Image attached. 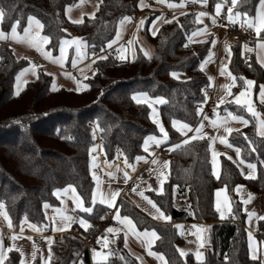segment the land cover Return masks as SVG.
Returning <instances> with one entry per match:
<instances>
[{"label": "trees", "instance_id": "16d2710c", "mask_svg": "<svg viewBox=\"0 0 264 264\" xmlns=\"http://www.w3.org/2000/svg\"><path fill=\"white\" fill-rule=\"evenodd\" d=\"M77 1L0 0V8L5 10L0 26L9 31L19 20L17 29L23 30L28 17L33 16L43 24L42 33L50 37L46 47L52 54L57 53L61 40L71 34L86 42L88 53L93 54L105 49L123 17L134 18L137 12V0H99L93 17L74 23L66 18L64 10ZM207 1L213 8L217 3H231V0ZM258 2L237 0L233 13L239 11L254 17ZM196 11L185 10L170 16L168 21L171 23L160 24L155 35L148 28L153 15L149 16L141 31L153 44V53L146 56L138 50L133 59L121 60L109 52L106 59L95 61L93 73L83 81V85L89 87H82L80 91L52 90L50 75L40 69L34 80L27 82L18 95L14 94L15 75L28 65V61L8 44L0 43V201L5 204L4 210L13 230H18L24 221L39 229L46 228L48 220L44 204L57 206L59 201L54 193L68 185L75 188L85 207L92 208L91 213L81 212L89 223L85 233L96 232L98 224L108 221L110 208L92 203L91 150L96 149L97 135L104 161L111 162L119 152L122 166L129 170L148 157L143 149L144 139L149 135H161L151 119L149 105L134 101V94L146 93L165 100L159 106L167 132L164 144H181L179 131L172 122L195 125L197 110L205 100L203 88L209 83L201 70V62L209 51L211 40L189 39L191 32L201 24L196 22ZM244 19L241 15L240 20ZM227 45L231 49L229 69L238 78L232 92L245 85L239 77L252 79L256 90L264 82V69L252 53L248 60L243 58L242 41ZM72 54L70 49L68 60ZM173 72L183 73L184 77H173ZM257 107L264 112L263 106ZM236 111L250 122L242 130L233 131L228 139L241 150L244 161L256 165L255 177L242 176L236 164L226 157L221 158L219 175L215 176L209 140L204 137L179 148L172 147L166 155L169 163L162 192H148L170 217L167 222L150 218L125 196L117 202L119 212L129 217L139 230L157 233L152 248L164 256L167 264H261L259 257L253 259L249 255L246 214L234 189L236 185L244 184L254 192H264V137L257 135L255 118L251 114L241 109ZM245 134L252 141L251 145ZM137 157L142 159L137 160ZM179 186L187 187V198L180 206H175ZM219 187L226 189L229 198L230 216L226 219L219 218L214 205V191ZM178 221L206 224L208 245L201 261H197L191 252L180 255L178 249L183 234L177 230L175 222ZM75 231L63 232L60 241L51 244L50 264L73 263L84 246ZM257 234L264 238V220L258 221ZM107 251L108 259L95 264H141L125 247L122 233L116 235ZM4 264H20L19 253L8 251Z\"/></svg>", "mask_w": 264, "mask_h": 264}, {"label": "crops", "instance_id": "0c3cea01", "mask_svg": "<svg viewBox=\"0 0 264 264\" xmlns=\"http://www.w3.org/2000/svg\"><path fill=\"white\" fill-rule=\"evenodd\" d=\"M186 1L188 0H183L180 2H169L165 0V2L161 3L159 2V0H137V12H139L140 16L137 19L130 17L131 20L125 21L123 25L120 24V21L122 19L117 23L115 35L109 41V42L115 41V43H113L110 48L107 46L109 44V42H107L106 47L103 51L95 53V55L89 54L88 46L86 42H84L79 36L74 37V35L72 34L70 35V37H67V38L70 40L79 38L81 41H83L86 47L82 48V52L85 53V55L83 58L77 57L76 46L71 45L69 46V48H67V53H66L67 58L63 61V63L53 62V59H58L61 55L60 46L56 54L51 53V56L53 59H47L40 52H38L35 48L28 46L26 43H18L12 39L0 40V43L8 44L10 47L13 48V50L19 56L24 57L28 61V65L20 69L15 75V79L13 83L14 94H16L17 91H19L20 93L25 87L27 82L34 80L37 77L38 71L40 69L44 71L45 73H47L48 75H50L51 77L50 88L52 90H53V85L55 84L56 90L59 88H67L70 90L77 91L76 90L77 87L82 88L83 81L93 73L94 64L92 63V61L93 60L96 61L97 60L96 57L105 56L109 52H113L116 54L118 58L120 55H124L125 59L123 60L133 59L136 56V53L138 50H141L144 54L146 51L148 52V56H150L153 53L154 46L148 40L146 35L141 31L145 23V20L149 16L153 15L148 25L150 32H153V29L156 30L160 26V24H162L164 21L170 18V15L167 13L168 10H174L176 11L177 14L185 11L183 7L185 6ZM169 4H174L176 5V7H169L168 6ZM181 4H183L184 6L181 7L180 6ZM141 5H143V7ZM98 6H99V0H78L75 4L67 5L65 7L64 13H65L66 18L71 22L77 21V20H83L85 17H93L92 14L94 13L95 15V12L97 11ZM223 7H226L228 9L229 7H231V3L223 4ZM227 14H226V17H227ZM141 19H143L144 21L143 25H140ZM226 21L229 22L227 18H226ZM26 26H27V22H26L25 27ZM203 28H204V25L200 24L196 29H194L191 32V34L197 29H203ZM223 28H224V33L220 37H217L215 45L212 46L210 42L209 51L206 54L203 61L201 62V65L202 64L204 65L203 71L208 77V82H209L208 86H214L215 96H216V104L213 106L214 109L212 113L209 116H207L209 117V119L203 120V124H204L203 132L207 133L205 137H207L209 140L210 160H211L212 172L215 176L219 175L221 158L226 157L229 159V157H231L230 160L236 164L242 176L246 178H253L256 175V169H250L248 167V164H252V163L244 161L241 158L240 154L239 156H237V153L235 151L237 147H235L232 144L234 147L229 148L227 147V145L220 143L218 138L215 139L214 142L212 139L214 137H219V136H226L228 139L230 135L224 132L223 127H219L218 129H216L211 126L210 121L213 119H216V115H215L216 112H219L222 109H225V107H227L229 108L230 112H232L234 115L244 116L245 119H247L245 115L237 112L236 110L241 109L248 113L245 106L237 105L234 102L235 94L239 93L242 89L246 88V85H244V87L238 90L237 92H232V88H231L232 95H228L227 90L221 87L224 84L232 83L229 77H227L226 75L220 74V68L222 64L227 65V70L230 71L229 69L230 57L228 55V51H226V46L228 47L227 45L228 43L223 42V39L226 33V28L225 27ZM0 30H2L1 26H0ZM39 31L42 36H46L42 33V29H40ZM117 31H119L120 33L119 37H117ZM251 31L254 33V36L256 37V39L253 45L249 46L248 48L253 49L251 53L253 57L256 59V61L258 62V59H257L258 53L262 57H264V52H260V50L257 49L256 45H257L258 40L264 37H258L254 29H251ZM4 32L10 33L11 29L9 31H4ZM17 32L23 35V30L17 29ZM191 34L189 36L191 37L190 40L205 39V38H210L211 40L214 37V33L212 30H208V33L202 36L192 37ZM129 41H131V43H129ZM70 49L73 50V54L70 60H68ZM43 50L49 51L46 47V44L43 45ZM120 50H123V51H120ZM245 51L246 50L244 49V46H243V53ZM210 52L214 53L211 59H209ZM74 58L78 60L77 65L75 67H73L72 65V60ZM258 63L264 69V66H262L260 62ZM33 65L36 66L34 69L32 67ZM65 73H68L69 75H65ZM17 77L20 78L19 81ZM209 77H211L212 79L210 80ZM248 80H252V79H248ZM261 86H264V82H261L258 85L257 89L254 90V84H253L251 87V90L248 93V99L252 101L255 109L261 113L262 117H264V112H262L257 107L258 105L260 107L262 106L264 107V104L260 102V87ZM136 94H141V93H136ZM147 97L150 98V102H152L154 105V110L150 111L151 119L157 124L159 131H160V127L163 126L166 132L165 126L161 120V116L159 113L160 103L155 102L157 97H151L149 95H147ZM221 97L225 100V103L219 104V106L217 107V101ZM140 99L143 101L145 98L140 97ZM147 104L149 105V103ZM150 109L152 108L150 107ZM226 115L227 113L225 114L219 113L220 117H225ZM202 119H203V116L200 113L197 117V122L195 123V125L192 126V128L195 129V127H197L201 123ZM255 124H256V121H255ZM228 126L233 128L234 131H236L237 129L242 130L244 127H246L241 122L233 121V120H229ZM179 134L181 136V141H183L186 137L182 135L180 132ZM193 134L194 132L187 133L188 136H192ZM150 136L155 137L157 141H160V143L157 144L155 141H149L148 151L144 150L148 157L143 159L142 162H148L154 168L155 177L143 183H136L134 185L132 192L126 198L129 200V202L134 207L144 212L150 218L158 222L165 223L168 220H164L162 218H155L158 215L156 213V210L152 208V205L149 204L148 201L144 199V197H148V199L152 200V198L148 194L149 191H152L157 194L162 192L163 183H164V180L167 174V168L164 167V162L167 161L166 155L168 151L173 147V144H168V143L164 144L166 139L164 137V133L162 132L160 136L149 135L147 137H150ZM143 149H144V142H143ZM213 151H215L218 154L215 157V161H216L215 164L213 163ZM217 151H219V153ZM153 160L158 161V163L153 164L152 163ZM241 160H243L244 163H241L240 162ZM125 172H127L129 176V179L126 182L124 179ZM129 172L130 171L128 170H124L123 167L120 165H113L112 162H105V161L101 162L98 155L93 156V158L91 159L90 173H91L92 178H93V174H95L97 178V179L93 178V181H94L93 191L94 190L96 191V202L100 203L101 194H104L108 197H110L112 192L118 191L119 194L116 200L113 202L112 206H109L108 204H105V203H101L110 208V211L112 212V218L115 220V223L108 225L100 234L97 235L96 248L91 251H87L84 255L85 261L87 264L101 263V262H105L108 259L107 249L105 248L99 249L98 238L101 235L105 234L108 228L113 227V226L117 227L118 230L114 229L115 231L110 233V238H109L110 240H107V245H109L110 243L114 241L118 233H122L124 244L125 245L127 244V246L125 247L129 250V252H131L138 259V261L141 264H167L165 258H164V261H161L157 258V256L149 254V251L153 253L161 254L153 250L152 246L154 243H151V246L149 249L147 238L143 236H140L138 238L137 235H135L134 232L128 227V225L122 222V218L127 217V216L122 215L118 211V214L121 217V220H117L115 218L117 216V209H118L117 202L119 198L121 197V191L125 187L126 183L131 179V175ZM109 173H112V175H109ZM161 173H163V175H161ZM97 181H99V183H97ZM161 181H163V183H161ZM238 186H239V191H237ZM65 188L66 187L60 189L61 190L60 195L57 196L58 201H59L58 205L50 206L47 209V211L45 210V215L48 220V226L44 229L42 228V231H34L32 228L29 227L30 223L26 221L21 223V226L19 227L18 230H13L12 228L8 226V221H6L4 217L0 215V237H2L4 229L8 231L7 238L4 239L2 237L3 248L5 249V252H4L5 257L8 253L7 249L11 247L13 244H15V248L22 250V252L24 253L23 259L25 260V264H50L51 257L49 258V248L51 247V244L53 242L60 241L61 235L63 232H71L75 230L76 231L80 230L84 232L87 231L88 227L85 228L79 223L80 219H84L88 223V221L81 214V212L83 211H81L80 208L76 207V204L73 200V193L70 189L67 193L62 191ZM234 191L237 194V197L239 198V200L242 202V208L246 214L245 227L248 231L247 247H248L249 255L251 257L253 255V249L249 247V243H250L249 233H251L252 238H253L251 243L253 245V248L255 249L256 257H259L261 260V264H264V238L260 237L257 234L258 221L264 220V219H260V217H264V192L262 193L254 192L250 190L244 184L236 185ZM141 192H143V196L140 195ZM249 194L252 195V199L248 203L245 204L243 201L248 200ZM213 197H214V205H215L216 210H217V207L219 206V211L217 210L219 218L220 219L228 218L230 216V203H229V198H228L226 189L224 187H219L215 189ZM182 203L183 201H181V203H178L176 196H175L174 205L180 206ZM57 210H63L65 215L73 217V221L70 223V226H68L67 228L64 227V222H62L61 216L59 215ZM161 211L163 212V210ZM222 213H223V217L221 215ZM249 213H255V215L249 216ZM164 215L166 214L164 213ZM53 217L55 218V224H53ZM182 222L183 221H178V222H175V224H181ZM194 224H199L205 227V230L207 231L206 229L207 226L205 223H194ZM88 226H89V223H88ZM54 227L58 229H64V230L62 231L54 230ZM21 228H23V231H21ZM135 230L139 233H143L144 231H146V230H139L136 227V225H135ZM193 230H194V225H193ZM147 231L151 232L150 230H147ZM52 233H56L59 236V239L55 240L51 235ZM36 234L44 235L41 243H37L35 241L34 235ZM13 235L17 236L18 239H16L15 241L10 239V237H12ZM156 236H157V233H156ZM29 237H31V239H29ZM48 237L51 238V244L49 243V240L46 239ZM155 240L156 238L154 239V242ZM33 244L36 245V249H37L35 260H32L31 258V254L33 252ZM17 252L20 255V261H21V254L19 251ZM96 253H102L104 255H107V259L106 260L101 259L100 255H97ZM41 257H43V262L41 260Z\"/></svg>", "mask_w": 264, "mask_h": 264}, {"label": "snow or ice", "instance_id": "6c2138e0", "mask_svg": "<svg viewBox=\"0 0 264 264\" xmlns=\"http://www.w3.org/2000/svg\"><path fill=\"white\" fill-rule=\"evenodd\" d=\"M159 2L163 3L165 2V0H159ZM194 3H201V4H205L206 0H193ZM226 2V0H225ZM231 4L232 7H229L227 9V20L230 23H237L239 22L241 27L247 26V28L249 29H254L256 35L258 37H261V34L264 33V0H259L257 8H256V15L255 17H248L247 13H240L239 11H236L235 13H233V8H235L237 6V0H231ZM143 7V5H141ZM169 7H176V5L174 4H169ZM181 7H183L184 5L181 4ZM223 4L222 3H217L215 5V10H216V15L219 16L222 10ZM184 14V13H182ZM94 16V13L92 14ZM208 13L206 12H200L196 15V22L197 23H202L201 18L207 16ZM241 15H243L245 17L244 20H240L239 18L241 17ZM5 18V10L3 8H0V22H2ZM173 19L175 20L176 18L173 17ZM131 18L130 17H123L122 20L120 21V24L123 25L125 21H130ZM211 21L212 24L215 25L217 23L216 18L215 17H211ZM74 23H82V20H77V21H73ZM165 23H171V21H164ZM144 21L143 19H141L140 21V25H143ZM178 23V21H177ZM20 25V21L17 20L14 24H12L11 26V32L10 33H5L3 30H0V40L3 39H12L15 40L18 43H26L28 46L35 48L38 52H40L45 58L47 59H53L51 56V52L50 51H44L43 50V45L48 44L50 42V37L48 36H42L40 34V29L43 28V24L41 23V21L39 19H36L33 16H29L28 17V21H27V26L23 28V35H21L20 33L17 32V28ZM35 29V31H34ZM208 33V28L207 26H205L203 29H197L196 31H194L191 36L192 37H196V36H202V35H206ZM153 35L156 34V30L153 29ZM120 33L119 31H117V37H119ZM189 39H191V37H189ZM203 42V41H202ZM115 43V41H111L109 42V44L107 45L109 48L112 46V44ZM129 43H131V41H129ZM216 41L213 40L212 44L215 45ZM71 45H75L76 46V55L79 58H83L85 53L82 52V48L86 47V45L84 44L83 41H81L79 38H75L72 40H68V39H64L61 41L60 44V57L58 59H53L54 63H63V61L67 58L66 53H67V48ZM257 49L260 50V52H264V38H261L260 40H258L257 45H256ZM244 49L247 52H252L253 49L252 48H248V46L245 44L244 45ZM103 51V49H102ZM123 51V50H120ZM226 51H228V55L229 57L231 56V49L230 47L226 46ZM93 55H95V53H93ZM145 55L148 56V52L145 51ZM214 55V53H209V59H211V57ZM106 56H101V57H96V59H106ZM119 59L123 60L125 59L124 55H120ZM258 62H260L262 64V66H264V57H262L259 53L257 56ZM78 60L76 58H74L72 60V65L73 67H75L77 65ZM207 62V61H206ZM230 62V61H229ZM92 63H95V60L92 61ZM251 66V65H249ZM33 69L36 67L35 65L32 66ZM204 65H201V70H203ZM220 74L221 75H226L227 77H229L232 81L231 84H224L221 87L225 90H227V94L228 95H232L231 93V88L234 87L236 85V81H237V76L233 75L231 71L227 70V65L222 64L221 68H220ZM65 75H69L68 73H65ZM171 75L173 77H177L178 74L173 72L171 73ZM18 81H19V77H17ZM209 79L211 80L212 78L209 77ZM240 80L243 81V83L246 85V88L242 89L239 93L235 94L234 96V102L237 105H242L245 106L247 108L248 113L251 114V116L253 118H255L256 121V133L258 136L264 137V117H262L261 113L258 112L255 107L253 106V103L251 100L248 99V93L251 90L252 85L254 84V81L252 80H248L244 77H239ZM84 88L89 87L87 84L83 85ZM53 90H56L55 84L53 85ZM77 91H80L81 88L77 87L76 89ZM17 95L19 94V91H17L16 93ZM140 97H144L145 99L142 101L140 99ZM132 99L134 101H136L137 103H149V106H151V102H150V98L147 97L146 93H141V94H134L132 96ZM207 101V93H205V102ZM156 103H165V100L163 98L157 97L155 100ZM260 102L262 104H264V86L260 87ZM225 103V100L221 97L218 101H217V107L219 106V104H223ZM227 111V110H225ZM202 112V109H198L197 110V114L199 115ZM215 112V110H214ZM216 119H213L210 121L211 126L213 128L218 129L219 127H223L224 132L227 134H231L234 129L228 126V122L229 120H233V121H238L241 122L243 125L247 126L249 124V120L245 119L244 116L241 115H234L232 112H227V115L225 117H220L219 113L216 112ZM209 119V117H207L206 115L203 116V119L201 121V123L195 127V129L192 128L191 125L187 124V123H182L180 121H173V127L177 129V131H179L182 135H184L186 138L181 142V144H177V145H173V148H179L182 145H187L190 143V141L192 140H197V139H204V137L207 135V133L203 132V128H204V124H203V120H207ZM98 127V125H97ZM160 131L162 133H164V137L165 139L167 138V133L165 132L163 126L160 127ZM238 131V129L236 130ZM188 132H194V134L192 136H188L187 133ZM93 136H95V130L93 133ZM219 139L220 143L227 145V147L232 148L233 145L231 143H229L228 139L226 136H219V137H214L213 142L215 141V139ZM245 139L248 140L247 135L245 134ZM149 141H155L157 144L160 143V141H157L155 137H147L144 141V150L148 151V145H149ZM249 145L252 144L251 140H248ZM252 150L255 151V147H252ZM91 151H95V148H93ZM237 156H239L240 154V149L236 148L235 149ZM216 155H218L215 151H213V163L215 164V157ZM142 159V157H137V160ZM229 159H231V157H229ZM241 163H244L243 160L240 161ZM125 163L127 164V159L125 158ZM153 164L158 163V161L153 160L152 161ZM168 163L167 161L164 162V167L167 168L168 167ZM94 166V165H93ZM248 167L250 169H255L256 165L254 164H248ZM109 175H112V173H109ZM161 175H163V173H161ZM93 178L97 179L95 174H93ZM124 179L125 182L129 179L128 173L125 172L124 173ZM97 183H99V181H97ZM161 183H163V181H161ZM69 189L72 191L73 193V200L76 204L77 208H80L81 211L86 212V213H91L92 212V208L91 207H84V203H83V199L76 193L75 188L72 185H68L65 189H63L62 191L67 193L69 191ZM237 191H239V186L237 188ZM61 190H57L56 193H54L55 195L59 196L60 195ZM119 192H112L110 197L101 194L100 196V203H105L108 204L109 206H112L113 202L116 200L117 196H118ZM141 196H143V192L140 193ZM144 199H146L148 201L149 204L152 205V208H154L156 210V213L158 214L155 218H162L164 220H169L170 217L164 215V213L159 209V207L150 199H148V197H144ZM252 199V195L249 194L248 195V200L243 201L245 204L248 203L250 200ZM92 203L95 204L96 203V191H93L92 194ZM50 205H48L47 203L44 204V208L47 209L49 208ZM5 209V204L0 201V215H2L4 217V219L6 221H8V226L11 228V221L10 218L8 217V214L6 211H4ZM217 210L219 211V206L217 207ZM59 215L61 216L62 222H64V227L67 228L68 226H70V223L73 221V217L72 216H68L65 215L63 210H57ZM118 209H117V216L115 217L117 220H121V217L118 214ZM223 217V213L221 214ZM255 215V213H249V216ZM26 219V218H25ZM260 219H264V217H260ZM122 222L126 223L128 225V227L134 232L135 235H137V237L139 238L140 236H143L145 238H147V243L150 249L151 243L154 242V239L157 238L155 231L152 232H148L147 230L144 231L143 233H139L135 230V225L134 223L128 218V217H123L122 218ZM23 223V222H22ZM79 223L87 228L88 227V223L84 220V219H80ZM53 224H55V218L53 217ZM29 227L32 228L34 231H42V229L37 228V226L35 224H29ZM177 227H182L177 225ZM196 228V231L193 233L194 235L197 236L198 240H201L200 237V233H202L204 231V229L200 226H194ZM54 230H64V229H58L54 227ZM21 231H23V228H21ZM107 232H114L115 230L113 228H108L106 230ZM10 239H12L13 241H15L16 239H18L17 236L13 235L12 237H10ZM29 239H31V237H29ZM49 240V243L51 244V238L48 237L46 238ZM252 235L251 233H249V247L253 249V255L252 258L256 259V254H255V249L253 248L252 245ZM99 242V241H98ZM203 241L201 240V245L202 246ZM104 246H107V239L105 238V244ZM127 246V244L125 245ZM13 249H15L16 251H19L21 254V261L20 264H25V260L23 259L24 257V253L22 252V250L15 248V244H13L11 247H9L7 249V251H12ZM178 251L180 252L181 256H185L187 253L182 250V249H178ZM5 249L3 248V240L2 237H0V264H4V260H5V255H4ZM95 252V250H94ZM36 254H37V249H36V245L33 244V252L31 254V258L32 260L36 259ZM97 255H100L101 259L106 260L107 259V255H104L102 253H96ZM150 255H154L157 256V258L161 261H164V257L162 254H157V253H153L151 251H149ZM197 261H201L202 260V256L203 254L200 251H196L194 253ZM51 257V249L49 248V258ZM121 259H123V257H121ZM41 260L43 262V257H41Z\"/></svg>", "mask_w": 264, "mask_h": 264}, {"label": "built area", "instance_id": "2783aa9c", "mask_svg": "<svg viewBox=\"0 0 264 264\" xmlns=\"http://www.w3.org/2000/svg\"><path fill=\"white\" fill-rule=\"evenodd\" d=\"M184 10H202L208 13L211 17H215L218 24L223 25L226 28V34L224 36V43H233L236 44L239 41H242L244 45L252 46L256 37L254 33L247 28V26L241 27L240 23H229L226 21L227 9L226 7H222L221 13L219 16L216 15L215 8L211 7L206 1L205 4L194 3L193 0H188L183 7ZM167 13L170 16H173L176 11L168 10ZM140 16L139 12L135 13L134 19H137ZM251 52L245 51L243 53V58L248 60ZM204 94L207 93V101L202 102L199 106L202 107V116H209L213 111V106L216 104V96H215V88L214 86H206L203 88ZM95 129V125L91 124ZM98 133V132H96ZM98 155L100 161H104V155L100 152V138L97 135L96 138V149L92 152V156ZM113 165L122 166V158L119 152L116 153L115 157L111 161ZM123 167V166H122ZM124 170L130 171L131 179L126 183L125 187L121 191V196L127 197L133 190L134 185L136 183H143L148 180H151L155 177V170L148 162L140 163L135 169L129 170L124 168ZM177 197L179 200L184 201L187 198V187L179 186L177 189ZM115 220L112 218V212L109 213L108 221L105 223H101L97 225V230L94 233H85L83 231L77 230L75 234L81 239L84 246L80 251L76 259L72 264H87L85 261L84 254L87 251H91L97 246V235L100 234L108 225L114 224ZM193 222L183 221V229L185 230H193ZM8 231L4 229L2 237L4 239L7 238ZM55 240L59 239V236L56 233L51 234ZM43 234L34 235V239L37 243L42 242ZM225 256H223V259Z\"/></svg>", "mask_w": 264, "mask_h": 264}, {"label": "rangeland", "instance_id": "374dc122", "mask_svg": "<svg viewBox=\"0 0 264 264\" xmlns=\"http://www.w3.org/2000/svg\"><path fill=\"white\" fill-rule=\"evenodd\" d=\"M207 1V0H206ZM200 12H204V11H201V10H197L196 11V15ZM202 20V23L205 26H207L208 30H212L213 33H214V37L211 39V44H212V41L217 39V37H220L223 33H224V26L221 25V24H218L216 23L215 25L212 24V21H211V17L210 16H205V17H202L201 18ZM200 24V23H199ZM223 26V27H222ZM226 34V33H225ZM72 35V34H71ZM74 37H78L77 35L73 34ZM64 39H68V38H64ZM70 40V39H68ZM213 46V44H212ZM69 48V47H68ZM178 76L177 78H183L184 77V74L183 73H180V72H177ZM152 110H154V105L153 103L151 102V106H150ZM246 108V107H245ZM199 109H202V107L199 106ZM214 109V108H213ZM247 109V108H246ZM227 110V111H225ZM227 112H230L229 108L225 107V109H222L221 111H219L218 113H221V114H225ZM183 123V122H182ZM234 147V146H233ZM219 153V151H217ZM176 199H177V202L178 203H181V200L178 199V197L176 196ZM45 209V208H44ZM48 209V208H47ZM47 209H45L47 211ZM177 225L179 226H182V227H177ZM194 226H200L204 229V231L202 233H200V237H201V240L203 241V244L202 246L201 245V240H198L197 239V236L194 235L193 233L196 231V228L194 227V230H185L183 229V222L181 224H176V227L178 229V231L180 232V234H183V242L181 243V245L179 246V249H182L184 250L186 253H195L197 250L200 251L203 256H202V259L204 257V248L208 245L207 242H206V235H207V231L205 230V227L199 225V224H193ZM113 229H117V227H111ZM207 229V228H206ZM151 232L154 231V230H150ZM110 233L111 232H107L103 235H101L99 238H98V245H99V249H107V246L105 247L104 244H105V238L107 240H110ZM154 243V242H153ZM195 256V255H194ZM164 257V256H163ZM166 260V259H165Z\"/></svg>", "mask_w": 264, "mask_h": 264}, {"label": "water", "instance_id": "95a60500", "mask_svg": "<svg viewBox=\"0 0 264 264\" xmlns=\"http://www.w3.org/2000/svg\"><path fill=\"white\" fill-rule=\"evenodd\" d=\"M208 241V234L206 235V242Z\"/></svg>", "mask_w": 264, "mask_h": 264}]
</instances>
